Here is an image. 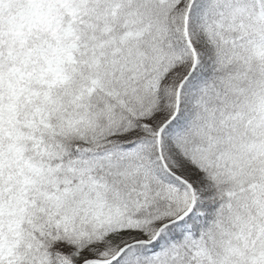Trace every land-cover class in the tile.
<instances>
[{"label": "snow or ice", "instance_id": "snow-or-ice-1", "mask_svg": "<svg viewBox=\"0 0 264 264\" xmlns=\"http://www.w3.org/2000/svg\"><path fill=\"white\" fill-rule=\"evenodd\" d=\"M0 264H264V0H0Z\"/></svg>", "mask_w": 264, "mask_h": 264}]
</instances>
